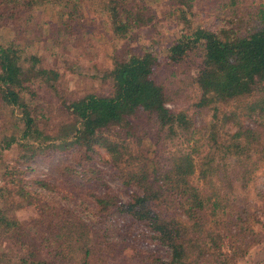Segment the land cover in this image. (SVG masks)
<instances>
[{
    "label": "trees",
    "instance_id": "obj_1",
    "mask_svg": "<svg viewBox=\"0 0 264 264\" xmlns=\"http://www.w3.org/2000/svg\"><path fill=\"white\" fill-rule=\"evenodd\" d=\"M41 2L60 21L49 48L101 37L126 46L101 72L103 91L75 96L63 73L40 67L30 38L0 42V264H105V240L121 229L142 264H238L264 241V0L162 10L156 0H0V26L26 36ZM206 6L207 22L197 14ZM92 8L102 34L87 29ZM163 18L178 32L160 56ZM11 148L12 165L2 157ZM50 150L63 157L51 172L27 174ZM23 207L26 220L15 216Z\"/></svg>",
    "mask_w": 264,
    "mask_h": 264
},
{
    "label": "rangeland",
    "instance_id": "obj_2",
    "mask_svg": "<svg viewBox=\"0 0 264 264\" xmlns=\"http://www.w3.org/2000/svg\"><path fill=\"white\" fill-rule=\"evenodd\" d=\"M50 1L52 3H56L57 0ZM252 1L254 0H245V3H250ZM166 2H168V0H156V3H152V5H154L155 8L162 10L163 6L161 4ZM56 11V6L53 4L47 5L45 2H41L40 11L37 12V18L35 17V22L28 24L31 26L27 29V34L26 36L24 35L25 37L22 36L23 32L25 34L23 26L16 29L13 24H6L0 26V42L4 43L9 38L14 37L16 33L19 34V40H21V42H23L26 37H28V39L30 38L32 40V45L28 47V50L29 52H37L40 58V67H51L63 73L61 78L63 84L66 86V89L75 96L93 90L99 92L103 91L105 89V84L99 79V76L103 70L111 67L113 61L112 56L114 53L116 55L118 54V56L121 55L123 48L126 46V41L118 40L114 43L107 37H101L99 40L97 38L92 40V43H81L78 46H71V40L69 39L66 40L65 48L60 46L57 49H51L49 48L48 39L52 37L54 29L60 22L59 20H56ZM197 14H201L198 18L199 20L207 22L212 19L209 6L204 7L203 10L198 11ZM87 15L88 18L90 17L93 20L90 23L88 21L87 27L89 28L87 29L93 28L98 31L101 28L100 16L102 15H99V13L94 11L93 8L91 10H87ZM163 21L155 28L159 36L156 35L158 36V43H155V49L153 50L154 53L160 56L163 55L160 53H162L166 46L169 45V39L167 40V37L170 36L173 39L175 37L174 33L177 31V26L174 25L172 19L171 21H168V19L163 18ZM177 23L180 24L179 22ZM98 33L102 34L100 31H98ZM152 35L153 33L151 30H144L141 37L142 42L148 43L149 38L152 37ZM168 105L171 107L172 103ZM202 118V115H196L195 119L197 125L202 123ZM175 143H173V146H170L169 144L168 148L166 147V151L168 152V150L173 151L174 149H177L180 145V140H177ZM14 150V148H11L2 153L5 163L7 162V164L10 165L14 163V160L11 159V157L16 154V151ZM101 153L104 154L103 149H101ZM61 159H63V157L59 153L50 150L48 151L47 159L37 157L31 160L27 166L31 169V171L27 174L44 176V174L51 172L53 167ZM97 165L102 166L101 164ZM3 169L4 167H0V172H2ZM106 185L109 187L110 191L117 195L120 199L127 198L128 191L124 189L119 181L107 178ZM255 188L260 191L258 203L262 206V204L264 205V197H262L264 196V178L262 176L256 177ZM32 215L33 210L31 208L23 207L16 211L15 216L20 220H26ZM120 224L121 222H119L117 226L118 228H120ZM121 230L122 231L120 233L117 231L112 236L109 234V237L105 240V248L102 254L104 263L142 264L139 258L133 256L134 251L129 249V242L121 239L123 237V229ZM149 247H147V249H149ZM74 259L75 260L71 262V264H80L78 258ZM238 264H264V241L254 246L245 258L238 261Z\"/></svg>",
    "mask_w": 264,
    "mask_h": 264
}]
</instances>
